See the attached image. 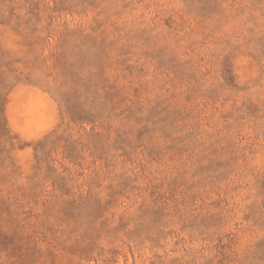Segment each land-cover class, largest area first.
<instances>
[{"label": "rangeland", "instance_id": "rangeland-1", "mask_svg": "<svg viewBox=\"0 0 264 264\" xmlns=\"http://www.w3.org/2000/svg\"><path fill=\"white\" fill-rule=\"evenodd\" d=\"M0 264H264V0H0Z\"/></svg>", "mask_w": 264, "mask_h": 264}]
</instances>
